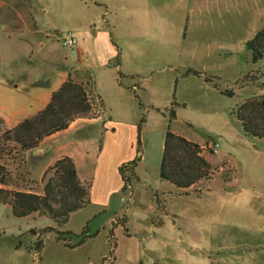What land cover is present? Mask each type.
<instances>
[{
	"label": "rangeland",
	"instance_id": "1",
	"mask_svg": "<svg viewBox=\"0 0 264 264\" xmlns=\"http://www.w3.org/2000/svg\"><path fill=\"white\" fill-rule=\"evenodd\" d=\"M34 16L38 39L49 35L54 55L37 44L30 53L16 40L4 46L2 32L29 28ZM261 27L264 0H0V77L12 87L41 82L57 65L59 74L70 69L76 81H88L98 114L75 135H59L64 151H76L67 145L75 136H89L88 159H77L80 175L88 177L89 203L60 227L37 213L16 217L0 204V264H84L85 258L89 264H264V138L245 134L234 114L246 99L264 95V61L253 62L246 45ZM66 30L84 32L83 43H115L116 53L109 55L104 44L83 60L77 44L61 43ZM7 129L0 116L6 187L39 192L56 159L39 144L20 150L7 140ZM168 130L202 146L210 179L181 189L159 177ZM212 142L216 153L209 151ZM135 158L138 179L122 191L118 165ZM108 192L125 200L79 249H66L49 230L42 248H34L30 228L79 234L82 218ZM122 217L124 226L114 223Z\"/></svg>",
	"mask_w": 264,
	"mask_h": 264
},
{
	"label": "trees",
	"instance_id": "2",
	"mask_svg": "<svg viewBox=\"0 0 264 264\" xmlns=\"http://www.w3.org/2000/svg\"><path fill=\"white\" fill-rule=\"evenodd\" d=\"M253 62L264 61V27L258 29L246 41ZM251 77V75L249 76ZM88 81H76L68 74L67 78L52 91L49 101L35 114L20 120L4 133L7 140L13 141L20 150H28L37 146L50 134L66 129L77 118H96L93 111L91 93L87 89ZM241 123L245 134L264 138V95L253 96L243 101L234 112ZM170 116L174 117L172 109ZM141 121H144L142 118ZM202 146L180 134L170 130L166 132L159 177L178 188L193 186L201 180L211 178V163L201 154ZM211 153L212 150L209 148ZM137 158L122 162L118 172L123 182L121 189H129L131 180L138 179L134 173ZM10 182L7 176L0 173V204H8L12 215L25 217L33 213L51 218L57 227L64 225L69 215L84 207L90 201L88 184L79 178L72 157L64 155L54 161L44 172L43 183L39 192L7 188ZM114 217V216H113ZM126 219H117L115 224L125 225ZM88 229L84 227L83 231ZM47 230L54 232L56 240L64 246L73 248L83 240L73 242L62 236V231L54 227H43L40 230L29 229L30 234L37 236L34 248L39 251L43 246L41 235ZM82 231V232H83ZM110 238H113L112 229ZM19 244V243H18ZM16 244V245H18Z\"/></svg>",
	"mask_w": 264,
	"mask_h": 264
},
{
	"label": "crops",
	"instance_id": "3",
	"mask_svg": "<svg viewBox=\"0 0 264 264\" xmlns=\"http://www.w3.org/2000/svg\"><path fill=\"white\" fill-rule=\"evenodd\" d=\"M14 1L17 2V0H14ZM35 17L36 16H34V20H35ZM23 22L25 24L26 20L25 21L23 20ZM3 26L5 27V24H3ZM13 30L14 31H20V32H18L17 34H15V32H13L14 34L10 35V32H12ZM4 31L5 32H2L4 41H5L4 46H6L7 48L11 47V45L9 43L12 44V41L14 43V41L16 40L17 42L20 41V44H22L24 47H26V50L28 49V51L30 53H33L32 52L33 51V45H35V44H37L41 48L47 47L48 49H50L49 50L50 53L54 50V48L52 46L53 42H51L49 40L50 39L49 35H44L45 36L44 41H42L43 39H38L39 37L37 35L38 29H37V25H36V20H35L34 24L31 25V27H29V28L25 24V25H23V30H22V28H19L18 30L13 29V28H9V31H7V32H6V30H4ZM21 32L23 34H25V36L27 35L28 37L26 38L24 36H19ZM104 34L106 35V33H104ZM12 36H13V39H12ZM76 36H77V43L76 44L78 47V54L81 56L85 55V59L83 57V60H87V58L89 57L90 51L93 53L95 52V54L97 55L100 52V45H102L104 47V44H105V46H107V48L110 52L109 55H113L116 53V50H117V49H115L116 44L115 43L111 44L108 41H107L108 44H106V43H104V38L102 40H100V42H101L100 45L95 46L97 44L95 42L91 43L90 41L89 42L86 41L87 43H83L85 41V33L84 32H77ZM1 46H3V45L0 43V47ZM52 54H53V52H52ZM98 60L99 59L97 58V62H99ZM46 62L49 63V61H46ZM9 74H10V72L8 73V75ZM68 74H70L71 77L75 79V77H74L75 74L70 69H68V71H66L64 73L59 74V66L57 65L55 67V70L53 72H51L49 76H46L43 79V81H41V82L30 81V80L20 81V82L16 81L13 83L12 87L8 86V84L6 83L7 81H6L5 77H0V104L1 103L3 104V106L0 105V111H2V114L0 116H2L4 118L6 127L12 128L23 118L31 116V115L35 114L38 110L42 109L46 105V103L49 101L52 91L55 90L56 88H58V86L67 78ZM50 79H52L51 82L49 81ZM11 89H13V91H11ZM96 118H98V117H96ZM96 118H85V117L77 118L74 121H72L66 129L54 132V133L50 134L49 136L43 138L38 145V147H41V148L48 147L49 152L51 154H53L52 155L53 160L58 159L64 155H68V156L72 157L74 160V163H75L77 174H78V176L82 182H84V180L87 179L88 177L85 174L80 175L79 167L77 165V159L79 156L80 157L83 156L84 159H88L86 155H87V149H88L89 136H82V135H80L78 137L75 136V139L73 140V142L69 141L67 145H68V147L70 146L71 149H73L75 147L76 151H70V150L64 151V150H62L63 144L59 143V135H61V133H64L66 136H68L69 134L72 135L75 133L76 130L79 129V127L82 123L86 122L85 120H88V121L89 120H95ZM76 138H78V139H76ZM73 145H74V147H72ZM81 149L85 150V152L83 154L79 151ZM31 150H33V149H31ZM101 150H102L101 147H99L97 156H100ZM42 153H43L42 150L37 151L38 155H42ZM86 162H87V160H86ZM93 166H94V164L92 163V167ZM89 169H90V166H89ZM92 172L93 173L98 172L97 164H96V167H94L92 169ZM120 180H121V177H120ZM120 186H121V183L118 185L117 189H119ZM109 192L106 193V195H104V194L101 195V197L99 199L95 200L96 209L90 211L89 213H87L82 218L80 226H79V232L80 233L83 231L84 227L87 226V222L89 221V219L91 217H93L95 214L99 213L101 210L108 207V205H109ZM119 212L121 214L125 215V211L122 210V208ZM112 225L114 227V224H112ZM65 231H70V230L67 229ZM18 232H20V230ZM55 241L57 243H61V245L63 247H65L66 249H69L70 251H76L77 249H79L82 246V244H80V245H77L73 248H69V247L64 246L61 241L60 242L58 240H55ZM14 247L21 248V243H19V245H15V243H14ZM57 249L59 250V246ZM85 262H86V264H89V261L86 258H85L84 264H85ZM80 264H82V262Z\"/></svg>",
	"mask_w": 264,
	"mask_h": 264
},
{
	"label": "water",
	"instance_id": "4",
	"mask_svg": "<svg viewBox=\"0 0 264 264\" xmlns=\"http://www.w3.org/2000/svg\"><path fill=\"white\" fill-rule=\"evenodd\" d=\"M125 200V196L119 192H114L109 197V205L107 208L101 210L99 213L95 214L87 222L88 229L84 230L80 234H75L72 232L63 233L62 236L71 239L73 242H78L83 240L86 236L95 234L99 231L102 225L110 219L118 211L121 203Z\"/></svg>",
	"mask_w": 264,
	"mask_h": 264
},
{
	"label": "built area",
	"instance_id": "5",
	"mask_svg": "<svg viewBox=\"0 0 264 264\" xmlns=\"http://www.w3.org/2000/svg\"><path fill=\"white\" fill-rule=\"evenodd\" d=\"M59 37V35H58ZM59 39L64 46L71 47L77 43V36L76 33L72 30H66L63 32ZM218 144L216 142H212L209 144V148L212 150L213 153L217 152Z\"/></svg>",
	"mask_w": 264,
	"mask_h": 264
}]
</instances>
